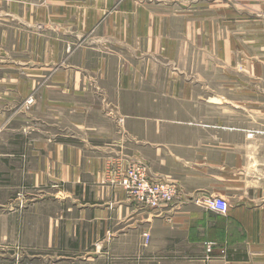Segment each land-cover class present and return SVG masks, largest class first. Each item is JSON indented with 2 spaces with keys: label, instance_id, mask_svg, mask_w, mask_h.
<instances>
[{
  "label": "crops",
  "instance_id": "obj_1",
  "mask_svg": "<svg viewBox=\"0 0 264 264\" xmlns=\"http://www.w3.org/2000/svg\"><path fill=\"white\" fill-rule=\"evenodd\" d=\"M133 163L178 199L135 205ZM111 238L264 264V0H0V252Z\"/></svg>",
  "mask_w": 264,
  "mask_h": 264
},
{
  "label": "rangeland",
  "instance_id": "obj_2",
  "mask_svg": "<svg viewBox=\"0 0 264 264\" xmlns=\"http://www.w3.org/2000/svg\"><path fill=\"white\" fill-rule=\"evenodd\" d=\"M112 238L109 244L99 245H92L99 243L96 240L84 243L81 239L78 249H73L71 255L66 251H58L53 246L39 249L35 244L30 245L31 248L16 245L13 251L0 252V264H157L156 260L150 259L149 254L136 251L131 245L120 246L118 239ZM160 264L167 262L164 260Z\"/></svg>",
  "mask_w": 264,
  "mask_h": 264
},
{
  "label": "built area",
  "instance_id": "obj_3",
  "mask_svg": "<svg viewBox=\"0 0 264 264\" xmlns=\"http://www.w3.org/2000/svg\"><path fill=\"white\" fill-rule=\"evenodd\" d=\"M32 99L28 98L27 102ZM112 182L124 189L128 197L144 208L158 209L178 199L180 187L171 181L151 178L145 166L129 164L112 171ZM206 209L224 213L228 203L221 197L207 196L196 200Z\"/></svg>",
  "mask_w": 264,
  "mask_h": 264
}]
</instances>
